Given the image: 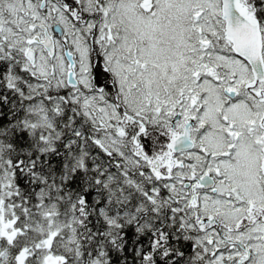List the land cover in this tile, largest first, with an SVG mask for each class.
Returning a JSON list of instances; mask_svg holds the SVG:
<instances>
[{"label":"snow or ice","instance_id":"6c2138e0","mask_svg":"<svg viewBox=\"0 0 264 264\" xmlns=\"http://www.w3.org/2000/svg\"><path fill=\"white\" fill-rule=\"evenodd\" d=\"M0 264H264V0H0Z\"/></svg>","mask_w":264,"mask_h":264}]
</instances>
